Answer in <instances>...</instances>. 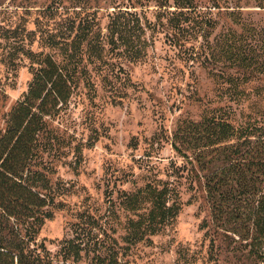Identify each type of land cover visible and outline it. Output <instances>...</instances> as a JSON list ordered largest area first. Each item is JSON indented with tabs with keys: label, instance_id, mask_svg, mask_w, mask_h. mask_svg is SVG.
<instances>
[{
	"label": "rangeland",
	"instance_id": "obj_1",
	"mask_svg": "<svg viewBox=\"0 0 264 264\" xmlns=\"http://www.w3.org/2000/svg\"><path fill=\"white\" fill-rule=\"evenodd\" d=\"M47 56L73 78L25 170L50 216L0 207V244L25 264H264V168L236 162L250 192L230 180L220 205L173 147L223 117L264 149V0H0V139Z\"/></svg>",
	"mask_w": 264,
	"mask_h": 264
},
{
	"label": "trees",
	"instance_id": "obj_2",
	"mask_svg": "<svg viewBox=\"0 0 264 264\" xmlns=\"http://www.w3.org/2000/svg\"><path fill=\"white\" fill-rule=\"evenodd\" d=\"M39 64L28 92L11 111L0 139V207L9 218L29 217L35 222L50 216L43 211L49 201L46 195L25 184V170L40 134L48 129L49 118L69 101L73 82L69 70L52 57L43 58ZM253 136L250 126H236L223 117H207L180 130L174 136L173 147L190 162L191 170L205 179L208 198L222 201L221 205L226 196L221 189L230 180H236L243 193L250 192L241 179L243 175L234 170L236 162H258L264 168V149L259 148V140H252ZM219 162L222 165H217ZM230 172L239 176L230 177ZM259 208L264 212V195ZM24 250L23 243L0 244V264H25Z\"/></svg>",
	"mask_w": 264,
	"mask_h": 264
}]
</instances>
